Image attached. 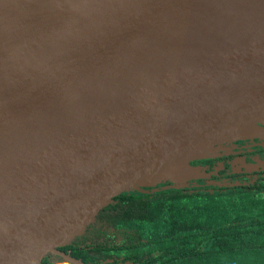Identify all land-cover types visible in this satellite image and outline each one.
I'll return each instance as SVG.
<instances>
[{
  "label": "water",
  "instance_id": "obj_1",
  "mask_svg": "<svg viewBox=\"0 0 264 264\" xmlns=\"http://www.w3.org/2000/svg\"><path fill=\"white\" fill-rule=\"evenodd\" d=\"M263 125L264 0H0V264Z\"/></svg>",
  "mask_w": 264,
  "mask_h": 264
},
{
  "label": "trees",
  "instance_id": "obj_2",
  "mask_svg": "<svg viewBox=\"0 0 264 264\" xmlns=\"http://www.w3.org/2000/svg\"><path fill=\"white\" fill-rule=\"evenodd\" d=\"M225 189L132 191L107 213L123 238L132 236L134 264H264V196ZM100 252L107 258L112 249Z\"/></svg>",
  "mask_w": 264,
  "mask_h": 264
},
{
  "label": "flooded vegetation",
  "instance_id": "obj_3",
  "mask_svg": "<svg viewBox=\"0 0 264 264\" xmlns=\"http://www.w3.org/2000/svg\"><path fill=\"white\" fill-rule=\"evenodd\" d=\"M252 135V134H251ZM203 176L193 179L189 186L198 190L224 187L230 189H253L256 195L264 196V131L253 136L236 139L226 150L216 156L201 159ZM111 213L104 215L72 244L61 248L63 253L84 264H134L132 236L123 238L121 230L110 221ZM112 249L110 256L102 258L101 248ZM125 247L123 252L122 248ZM97 248L94 254L92 251ZM75 253L81 254L75 257ZM94 257L86 260L90 255ZM76 264L63 255L52 254L43 264Z\"/></svg>",
  "mask_w": 264,
  "mask_h": 264
},
{
  "label": "rangeland",
  "instance_id": "obj_4",
  "mask_svg": "<svg viewBox=\"0 0 264 264\" xmlns=\"http://www.w3.org/2000/svg\"><path fill=\"white\" fill-rule=\"evenodd\" d=\"M261 131H264V125L262 126V129L260 130ZM244 138H247V137H244ZM200 173H203V171H200ZM200 177V176H199ZM132 192V191H131Z\"/></svg>",
  "mask_w": 264,
  "mask_h": 264
}]
</instances>
